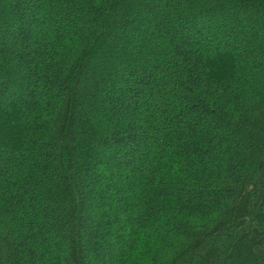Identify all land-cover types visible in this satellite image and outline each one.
I'll list each match as a JSON object with an SVG mask.
<instances>
[{"label":"trees","instance_id":"16d2710c","mask_svg":"<svg viewBox=\"0 0 264 264\" xmlns=\"http://www.w3.org/2000/svg\"><path fill=\"white\" fill-rule=\"evenodd\" d=\"M0 264H264V0H0Z\"/></svg>","mask_w":264,"mask_h":264}]
</instances>
